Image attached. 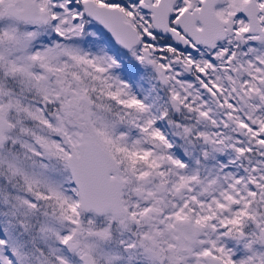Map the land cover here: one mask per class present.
Returning a JSON list of instances; mask_svg holds the SVG:
<instances>
[{"label":"snow or ice","instance_id":"snow-or-ice-1","mask_svg":"<svg viewBox=\"0 0 264 264\" xmlns=\"http://www.w3.org/2000/svg\"><path fill=\"white\" fill-rule=\"evenodd\" d=\"M0 264H264V0H0Z\"/></svg>","mask_w":264,"mask_h":264}]
</instances>
